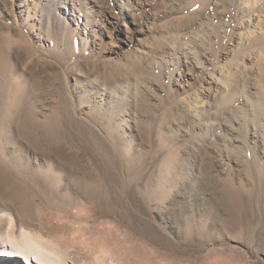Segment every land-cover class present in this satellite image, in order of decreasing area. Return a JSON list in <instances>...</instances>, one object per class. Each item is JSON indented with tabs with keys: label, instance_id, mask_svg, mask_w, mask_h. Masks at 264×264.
<instances>
[{
	"label": "rangeland",
	"instance_id": "rangeland-1",
	"mask_svg": "<svg viewBox=\"0 0 264 264\" xmlns=\"http://www.w3.org/2000/svg\"><path fill=\"white\" fill-rule=\"evenodd\" d=\"M247 3L0 0V241L53 264H264V0Z\"/></svg>",
	"mask_w": 264,
	"mask_h": 264
},
{
	"label": "bare ground",
	"instance_id": "bare-ground-1",
	"mask_svg": "<svg viewBox=\"0 0 264 264\" xmlns=\"http://www.w3.org/2000/svg\"><path fill=\"white\" fill-rule=\"evenodd\" d=\"M231 2V4H234V3H236V0H221V2L225 5V9H224V11H228V8H226V5H227V2ZM251 0H244V2H250ZM253 1V0H252ZM247 3V4H248ZM206 4V3H205ZM205 4H204V6H205ZM203 6V7H204ZM238 6V5H237ZM238 7H236V9H237ZM215 14V13H214ZM219 14V13H218ZM215 17V16H214ZM231 18H232V16H230ZM212 18H213V16H212ZM211 18V19H212ZM239 17L238 16H234V21L236 20L237 21V19H238ZM209 20V19H208ZM212 21V20H211ZM219 22H220V24H219V26L221 25V27L222 28H224V27H226V25L225 24H223L222 23V20H220L219 19ZM211 23V22H210ZM228 23V22H227ZM225 25V26H224ZM229 25V24H228ZM211 31H213V29H210ZM223 30V29H222ZM224 30H225V28H224ZM227 30V29H226ZM221 31V30H220ZM228 31V30H227ZM198 32V31H197ZM215 32V31H214ZM195 33V32H194ZM200 33H202V32H200ZM199 33V34H200ZM212 33V32H211ZM221 33V32H220ZM217 34H219V33H217ZM198 35V34H197ZM203 35H204V33H203ZM205 35H206V33H205ZM226 36V35H225ZM195 37V36H194ZM201 37V36H200ZM188 39V38H187ZM194 39H196V38H194ZM242 39V38H241ZM192 41H194V40H192ZM196 43V42H195ZM199 43H201V42H199ZM206 43V42H205ZM192 44V43H191ZM190 44V45H191ZM194 44V43H193ZM189 45V46H190ZM201 45V44H200ZM206 45V44H205ZM192 46V45H191ZM191 46H190V48H191ZM193 48H194V46H192ZM196 48V47H195ZM191 50V49H190ZM197 51V50H196ZM263 51H264V49H263ZM260 52V51H259ZM261 52H262V50H261ZM194 55V54H193ZM262 56H264L263 54H262ZM196 57V56H195ZM9 69V68H8ZM1 72V71H0ZM12 73L11 75H13V70H8V73L6 74V77L5 76H3L2 74H0L1 75V77H2V82H0V127L1 128H3L4 127V122H2V115H3V112H2V109H3V107H2V99L4 98L3 97V91H4V88H3V83H7V81L5 80V79H7L8 80V78H9V75H10V73ZM261 83V82H260ZM8 85H10L9 83H8ZM12 85V84H11ZM260 85V84H259ZM11 87V86H10ZM262 89V88H261ZM230 90V89H229ZM264 90V89H263ZM226 91V90H225ZM229 93V92H228ZM6 94V93H5ZM5 94H4V96H5ZM224 94H226V93H224ZM232 94V93H231ZM264 94V93H263ZM227 96V95H226ZM263 96V95H262ZM3 97V98H2ZM264 97V96H263ZM198 101V100H197ZM227 101V100H226ZM228 105V104H227ZM264 106V105H263ZM224 112V111H223ZM227 117V116H226ZM71 120V119H70ZM17 122V121H16ZM70 125H73V127H74V129H75V132L77 133V135L80 137V138H83L86 142H87V144H88V146L89 147H95L96 146V144H98V145H101L100 144V141H99V136L89 127V126H87V125H84L82 122H80V121H72L71 120V122H70ZM6 128V127H5ZM10 130V127H8L7 128V130ZM23 129V127H20V126H18V124H17V126H16V130H17V133H19L20 134V132H25V131H23L22 130ZM26 133V132H25ZM99 141V142H98ZM25 142L31 147V148H33L34 150L35 149H37L36 148V144H34V142H33V138H31V136L28 134L27 135V138H26V140H25ZM38 147V150L40 149L41 151H42V154H44V155H48V153L49 152H47V151H45V150H43L42 148H40L39 146H37ZM98 147V146H97ZM96 148V147H95ZM39 150V151H40ZM5 184V181H4V179L2 178V177H0V185H4ZM3 188H5L4 186H3ZM9 192V191H8ZM12 192V191H11ZM10 193V192H9ZM11 195H15V194H12V193H10ZM8 241L9 242H4V241H0V262L3 260L2 258L3 257H9V259L10 258H23V257H25L26 258V261H28L29 262V264H53L52 262H50V257L46 254V253H44V252H42V251H39L38 249L37 250H34V249H31V248H33V246L32 245H30V244H27V242L26 243H24V246H19L18 245V243H17V241L13 238L12 240H10V239H8ZM31 241V240H30ZM35 247V246H34ZM23 249V251L21 252V250ZM12 253H14V254H12ZM29 255H31V259L30 260H28L27 258H28V256ZM8 260V259H7ZM4 262V261H3ZM8 262H11V260H8L7 261V263L6 264H9ZM13 262V261H12ZM11 262V263H12Z\"/></svg>",
	"mask_w": 264,
	"mask_h": 264
}]
</instances>
